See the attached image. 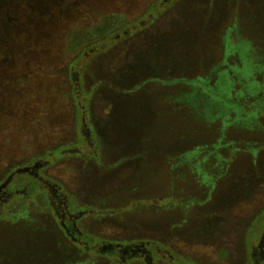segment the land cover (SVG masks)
<instances>
[{
    "label": "rangeland",
    "instance_id": "obj_1",
    "mask_svg": "<svg viewBox=\"0 0 264 264\" xmlns=\"http://www.w3.org/2000/svg\"><path fill=\"white\" fill-rule=\"evenodd\" d=\"M158 1L0 0V264H113L112 242L143 237L194 264H264V0ZM130 24L86 55L76 103L72 63ZM83 135L96 158L39 162ZM32 172L99 208L75 223L99 255L63 235Z\"/></svg>",
    "mask_w": 264,
    "mask_h": 264
},
{
    "label": "trees",
    "instance_id": "obj_2",
    "mask_svg": "<svg viewBox=\"0 0 264 264\" xmlns=\"http://www.w3.org/2000/svg\"><path fill=\"white\" fill-rule=\"evenodd\" d=\"M167 0H159L155 4H152L149 9H151L153 12L156 13L159 9H161L164 4L166 3ZM151 14V12H150ZM134 25L137 24H130L128 26H124L120 30L116 32H110L107 33L103 36V38L85 49L82 50L80 55L78 56L77 63L74 62L72 63V92L74 99L76 103H79L80 100L83 98L85 92L77 85V82L75 81L76 77L79 72H80V67L84 64L85 57L87 54L93 53L94 51H97L99 48L104 47L105 45L100 44V42H111L114 40V38L117 35H125L127 32L131 31L134 29ZM108 44V43H107ZM82 95V97H81ZM83 100V99H82ZM86 99H84L85 101ZM262 113H264V110H260ZM78 145V149L76 148L75 145ZM84 145L86 148H82L81 146ZM98 145L95 142V139L92 138V136H81V139L75 143L66 145V146H57L48 151L44 156H42L39 160V162H47L53 159H56L58 157H61L63 155H69V154H93V156L96 158L98 156ZM133 164V163H132ZM177 163L173 166L175 168ZM125 169H130V168H125ZM27 173V172H26ZM125 174V172H124ZM134 174V173H133ZM131 176V175H130ZM28 180H30L31 187L33 188L34 186L38 185L39 186V194L41 195L42 199L44 202H48L50 205V202H59L57 206V226L59 230L62 231L63 235L68 238L70 243L74 244L76 247L80 248V251H83L88 254V251L91 247L92 252L94 255H99L101 252L100 249H98L99 243L101 240L98 238H95L94 236H89L83 231H77L76 228V221L77 217L83 213H91V214H98L99 208H95L93 205H88L85 202L81 203L77 198H74L73 195H70L67 193L54 179H52L48 174L42 175L39 173L32 172L30 176L28 175ZM36 181H39L36 182ZM29 184V185H30ZM28 188V187H27ZM132 193L135 191L134 185L131 186ZM171 197L169 196L166 199H162L163 201L169 200ZM72 202L74 207H78L77 211L70 210V213L67 211L68 203ZM135 202V201H134ZM178 203H182L181 201H176ZM47 208L51 212L52 210H55L53 207L48 206ZM134 203L128 202L125 207H132ZM176 205V204H175ZM123 207L121 210L125 209ZM67 217H66V216ZM264 216V215H263ZM31 224L34 223L33 220H28ZM56 222V220H55ZM42 228H46L43 224H41ZM144 238V237H143ZM134 239V240H121V241H115L111 243V246H108L109 249L104 252V254H107L111 258L114 259L113 264H123L127 260H132L136 262H141L143 264H155L154 262L159 259V258H164L167 259V264H171L172 261H185L187 264H194L192 259L183 257L173 251H171L168 246H143L144 244H152L154 242L158 243L157 241H154L153 239L147 240L146 238L144 239ZM93 240L95 242V246H87L88 240ZM134 241H137V243H134ZM63 249L64 247L61 246ZM61 248L59 250H61ZM154 253V256H153ZM103 254V253H102ZM159 257V258H155ZM47 259V258H46ZM181 259V260H180ZM30 260H33L32 258ZM47 261V260H46ZM45 261V262H46ZM49 262V261H48ZM28 264H35L34 262L30 261ZM45 264V263H43ZM76 264V263H73Z\"/></svg>",
    "mask_w": 264,
    "mask_h": 264
},
{
    "label": "flooded vegetation",
    "instance_id": "obj_3",
    "mask_svg": "<svg viewBox=\"0 0 264 264\" xmlns=\"http://www.w3.org/2000/svg\"><path fill=\"white\" fill-rule=\"evenodd\" d=\"M163 245V244H162ZM165 246V245H164Z\"/></svg>",
    "mask_w": 264,
    "mask_h": 264
}]
</instances>
